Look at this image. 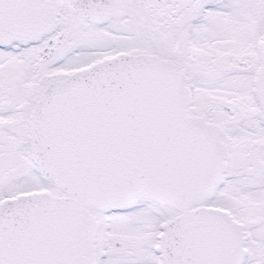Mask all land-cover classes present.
Returning <instances> with one entry per match:
<instances>
[{
  "label": "snow or ice",
  "instance_id": "snow-or-ice-1",
  "mask_svg": "<svg viewBox=\"0 0 264 264\" xmlns=\"http://www.w3.org/2000/svg\"><path fill=\"white\" fill-rule=\"evenodd\" d=\"M0 264H264V0H0Z\"/></svg>",
  "mask_w": 264,
  "mask_h": 264
}]
</instances>
